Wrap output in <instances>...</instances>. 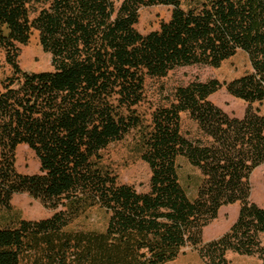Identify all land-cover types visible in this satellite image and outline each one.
<instances>
[{"label":"trees","instance_id":"16d2710c","mask_svg":"<svg viewBox=\"0 0 264 264\" xmlns=\"http://www.w3.org/2000/svg\"><path fill=\"white\" fill-rule=\"evenodd\" d=\"M171 8L170 18L142 35L141 8ZM38 32L52 71L31 73L18 63L21 47ZM0 51L10 75L0 81V210L27 194L54 211L0 227V264H167L186 247L204 264L224 255H257L264 264V209L250 201L252 172L264 164V0H0ZM238 51L251 72L230 82L194 81L174 102L153 112L145 132L136 108L146 78L194 65L220 67ZM247 106L230 117L209 101L220 88ZM188 113L209 139L184 138ZM142 134L150 191L120 184L102 166V152L131 131ZM26 145L39 173L15 168ZM199 170L196 197L178 182L176 160ZM238 204L221 237L203 241L220 208ZM109 213L103 231L70 230L88 210Z\"/></svg>","mask_w":264,"mask_h":264},{"label":"rangeland","instance_id":"374dc122","mask_svg":"<svg viewBox=\"0 0 264 264\" xmlns=\"http://www.w3.org/2000/svg\"><path fill=\"white\" fill-rule=\"evenodd\" d=\"M122 0H114L116 7ZM171 8L163 6L141 8L139 20L135 29L142 35L159 29L162 22L169 20ZM30 58V60H29ZM21 68H31L36 71H52L51 57L43 52L38 32L34 31L27 46L21 47L18 58ZM28 66V67H27ZM10 69L5 64L4 54L0 51V81L10 75ZM251 72L247 56L238 51L232 58L221 63L220 67L194 65L175 69L163 78H146L144 101L136 108L137 115L142 122V129L149 132L151 129L152 114L160 108H167L174 102L173 94L179 87H185L191 82H206L216 79L223 84ZM209 101L223 110L230 117L242 118L246 104L230 96L225 87L220 88L209 97ZM264 115V103L254 104ZM180 131L184 138L190 141H200L207 145L209 139L199 130L197 123L188 113L180 114ZM142 134L139 130L131 131L123 140L110 144L102 152V166L116 176L120 184L134 187L138 193L150 191L151 171L147 163L142 160ZM178 182L189 199L196 197L201 181L198 169L192 167L184 158L176 160ZM15 168L21 174H38L39 161L33 151L27 146H19L16 150ZM250 201L264 208V164L256 168L249 178ZM11 211L0 210V227L9 226L18 219L39 221L49 218L54 211L44 208L41 203L27 194L13 195ZM239 205L233 204L222 207L217 218L203 229V241L209 242L225 234L235 222ZM109 213L95 207L75 219L69 226L70 230L103 231L107 225ZM261 245L264 248V235H261ZM226 264H261L257 255L246 256L228 251L224 255ZM167 264H204L198 252L186 247L178 257Z\"/></svg>","mask_w":264,"mask_h":264},{"label":"crops","instance_id":"0c3cea01","mask_svg":"<svg viewBox=\"0 0 264 264\" xmlns=\"http://www.w3.org/2000/svg\"><path fill=\"white\" fill-rule=\"evenodd\" d=\"M29 60H30V58H29ZM20 66V65H19ZM28 67V66H27ZM21 68V67H20ZM23 71H26V72H31V73H39L40 71H36V70H34V69H31V68H21ZM20 146H22V145H20ZM26 146V145H25ZM260 207V206H259ZM262 208V207H261ZM221 209V208H220ZM264 209V208H263ZM237 216H238V214H237ZM237 219V218H236Z\"/></svg>","mask_w":264,"mask_h":264}]
</instances>
